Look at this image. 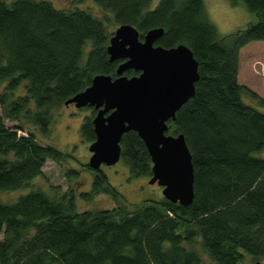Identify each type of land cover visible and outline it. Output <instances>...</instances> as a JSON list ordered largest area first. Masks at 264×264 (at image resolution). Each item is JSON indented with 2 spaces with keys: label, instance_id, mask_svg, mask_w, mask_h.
Segmentation results:
<instances>
[{
  "label": "trees",
  "instance_id": "1",
  "mask_svg": "<svg viewBox=\"0 0 264 264\" xmlns=\"http://www.w3.org/2000/svg\"><path fill=\"white\" fill-rule=\"evenodd\" d=\"M152 1L94 0L105 11L101 18L48 0H0V192L25 187L47 159L69 158L38 143L27 125L48 133L54 109L94 75L116 76L119 60L110 62L106 49L112 27L126 23L140 36L162 28L156 45L184 44L198 62L194 94L168 123L169 134L184 135L192 156V203L163 197L130 209L77 212L72 189L0 198V264H200L199 253L185 246L194 243L214 264L264 260V158L253 155L264 148V111L243 95L261 107L264 99L238 82L241 48L264 41V0H241L256 19L227 35L218 34L203 0ZM91 118L79 127L86 142L95 139ZM120 147L129 178L151 176L150 156L135 131L123 134ZM89 170L94 192L113 191L102 170Z\"/></svg>",
  "mask_w": 264,
  "mask_h": 264
},
{
  "label": "water",
  "instance_id": "2",
  "mask_svg": "<svg viewBox=\"0 0 264 264\" xmlns=\"http://www.w3.org/2000/svg\"><path fill=\"white\" fill-rule=\"evenodd\" d=\"M163 34L153 28L140 36L131 24L118 25L107 46L110 62L119 60L116 76L98 73L82 91L64 101L91 107L95 139L87 166L94 171L120 160V141L127 131L142 139L151 159L148 182L162 187L172 203L188 206L194 199L192 156L182 133L169 134V121L193 96L198 62L184 44L164 48L155 42ZM127 70L138 74L128 76ZM254 264H260L259 261Z\"/></svg>",
  "mask_w": 264,
  "mask_h": 264
},
{
  "label": "rangeland",
  "instance_id": "3",
  "mask_svg": "<svg viewBox=\"0 0 264 264\" xmlns=\"http://www.w3.org/2000/svg\"><path fill=\"white\" fill-rule=\"evenodd\" d=\"M10 2L11 0H5ZM54 7L59 9H83L96 17H104L105 11L97 5L94 0H48ZM159 0H153L152 6ZM207 17L215 26L219 35H227L243 29L249 22L256 19L255 13L249 11L241 0H203ZM117 26L112 27V32ZM238 82L245 85L258 96L264 99V41L257 40L246 44L239 53ZM5 83H0V92ZM19 87L17 93L22 92ZM243 101L264 111V107L256 104L247 95H243ZM54 119L48 128V133L32 125H27L32 131L38 143L51 145L69 154L66 160L55 162L47 159L42 166L40 175L34 177L20 190L1 191L0 198L3 201H13L22 193L32 189H42L53 196L58 192L59 196L72 189L74 210H102L111 209L119 205L130 209L134 205L150 200H161L162 187L156 183L150 184L149 177L129 178L128 167L119 160L112 166L101 165V170L106 174L108 184L113 191L107 192L103 189L94 192V176L87 166L91 152L88 150L90 142L80 138L79 127L84 117L93 116L91 107L76 108L74 104L60 105L54 109ZM9 127H17V123L4 119ZM18 134L25 131L18 129ZM256 157L264 158V148L253 153ZM117 197V198H116ZM128 206V207H127ZM2 235L0 234V239ZM194 248L200 256V264H214L209 256L202 251L200 244L185 245ZM256 260L247 256L245 264H253ZM264 264V260H259Z\"/></svg>",
  "mask_w": 264,
  "mask_h": 264
}]
</instances>
